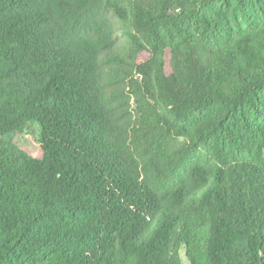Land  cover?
<instances>
[{"label": "trees", "instance_id": "obj_1", "mask_svg": "<svg viewBox=\"0 0 264 264\" xmlns=\"http://www.w3.org/2000/svg\"><path fill=\"white\" fill-rule=\"evenodd\" d=\"M181 248L264 264V0H0V264Z\"/></svg>", "mask_w": 264, "mask_h": 264}, {"label": "rangeland", "instance_id": "obj_2", "mask_svg": "<svg viewBox=\"0 0 264 264\" xmlns=\"http://www.w3.org/2000/svg\"><path fill=\"white\" fill-rule=\"evenodd\" d=\"M118 43L120 46H123L124 44V41L120 35L118 36ZM38 134L39 128L37 125H27L22 134L13 136L11 143L18 150L27 153L31 157L38 158L40 157L39 144L37 141ZM195 231L197 234L201 233V230L198 226H195ZM179 257L181 259V264H189L183 248L179 250Z\"/></svg>", "mask_w": 264, "mask_h": 264}]
</instances>
